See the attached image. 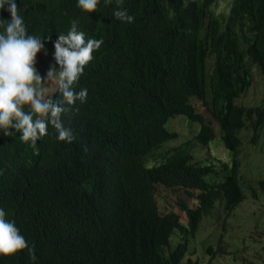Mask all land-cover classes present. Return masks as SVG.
Masks as SVG:
<instances>
[{"label":"trees","instance_id":"trees-1","mask_svg":"<svg viewBox=\"0 0 264 264\" xmlns=\"http://www.w3.org/2000/svg\"><path fill=\"white\" fill-rule=\"evenodd\" d=\"M147 1L151 12H134ZM219 1L101 0L87 13L75 0H17L28 32L54 40L76 18L103 44L76 85L88 89L73 119L76 141H56L50 128L34 156L19 133L0 134V207L33 249L0 255V264H203L189 240L214 211L228 217L245 198L238 132L250 127L256 142L264 126V105L236 103L251 83L249 62L264 75V0H228L221 10ZM117 7L133 22L115 20ZM0 18L9 13L0 9ZM192 96L211 107L230 165L193 159L189 141L160 151L175 136L165 126L175 114L202 124L195 137L202 145L215 137ZM155 184L193 199L177 201L184 221L162 208ZM220 247L206 251L214 256Z\"/></svg>","mask_w":264,"mask_h":264},{"label":"clouds","instance_id":"clouds-1","mask_svg":"<svg viewBox=\"0 0 264 264\" xmlns=\"http://www.w3.org/2000/svg\"><path fill=\"white\" fill-rule=\"evenodd\" d=\"M112 2L113 0H103L105 6ZM75 3L81 11L90 13L96 11L101 0H75ZM116 3L120 4L122 0H116ZM135 8V13H138V10L141 13L143 11L151 12V5L148 1L137 4ZM0 9L9 13V19L0 18V134L8 136L12 133L15 135L19 133L18 140L21 143H26L34 156L39 154L36 141L49 135L50 128L55 134L56 141L64 143L76 141L79 133L73 126V119L79 112V105L86 103L88 98V89L85 87L77 89L76 85L84 74L85 67L93 60V53L99 50L103 44V39L86 36V33L79 27V20L73 18L69 21L67 31L57 34L56 38L51 40L50 35L28 32L24 17L20 13V6H17V0H0ZM112 16L115 20L123 23L130 24L134 20V17L126 9L120 7L113 10ZM49 40H51L53 48L52 58L48 55V49L45 47ZM38 52L48 55L54 61V64L49 63L43 76L36 67ZM249 63L252 73L251 83L241 94L243 96L248 92L253 80V63ZM54 93L57 94L55 98H53ZM193 98L198 99L192 96L191 102ZM237 104L243 105L242 103ZM193 105L195 106L194 103ZM203 106L209 109L220 131L219 124L211 112V107ZM197 111L200 112L198 109ZM176 115H183L187 118L184 114H175L170 118ZM187 119L199 125L197 133L193 136L195 140L202 124ZM203 123L212 129L215 136L214 128L206 123L205 117ZM248 128L242 129L240 134L243 130L248 131ZM168 130L175 133V136L165 143L177 138L176 131ZM188 141H182L180 145ZM189 142L191 144L192 140ZM190 146L188 149L191 152ZM82 150L85 153L89 151L87 145L82 146ZM191 155L193 156L192 152ZM193 159H195L194 156ZM6 215L5 209L0 207V255L15 254L24 249H27L32 255L33 249L29 242L15 221L6 218Z\"/></svg>","mask_w":264,"mask_h":264},{"label":"rangeland","instance_id":"rangeland-1","mask_svg":"<svg viewBox=\"0 0 264 264\" xmlns=\"http://www.w3.org/2000/svg\"><path fill=\"white\" fill-rule=\"evenodd\" d=\"M226 2L228 0L219 1L216 7L219 10L224 9ZM50 62L54 64L48 55L37 53L36 67L42 76ZM252 71L253 80L248 92L244 96H239L236 102L243 105H263L264 77L255 64H252ZM192 102L203 114L206 123L214 128L215 138L206 146L201 145L193 139L199 125L192 123L183 115H176L167 121L166 127L176 131L177 138L165 143L160 151L180 145L182 141L192 140L190 149L196 160L206 159L204 163H214L217 168L222 163L230 165L233 159L232 152L219 138L220 131L209 109L196 98H193ZM251 134L250 127L248 131L243 130L241 134L240 132L238 134L242 139L238 151L239 181L245 198L228 217L222 210L214 211L202 221L194 238L189 240V252L192 251V257H198L203 264H264V189L259 183L260 180H264V126L260 129L256 142H251ZM152 164V162L147 163V165ZM155 190L162 208L166 205L167 208L174 209L184 221L185 216L177 210V201L181 199L189 205H194L193 199L182 188L171 189L156 184ZM252 190L255 191V195L252 194ZM223 221L227 222L224 226ZM177 241L178 237L172 236L173 245ZM219 245H221L220 251L214 256L206 251L207 246H211L215 251Z\"/></svg>","mask_w":264,"mask_h":264}]
</instances>
